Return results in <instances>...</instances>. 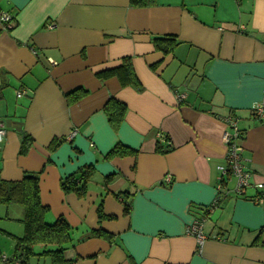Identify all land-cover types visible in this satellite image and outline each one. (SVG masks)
Returning a JSON list of instances; mask_svg holds the SVG:
<instances>
[{
	"label": "crops",
	"instance_id": "1",
	"mask_svg": "<svg viewBox=\"0 0 264 264\" xmlns=\"http://www.w3.org/2000/svg\"><path fill=\"white\" fill-rule=\"evenodd\" d=\"M0 12L13 19L11 29L0 21V182L39 176L45 220L62 216L72 229L66 260L264 264V205L252 201L254 188L208 212L229 117L242 132L252 185L264 184V119L252 114L264 106V0H155L146 8L130 0H0ZM173 39L169 55L156 49V40ZM127 57L140 88L97 77ZM76 90L84 93L70 102ZM110 99L126 105L118 129L105 112ZM25 136L32 143L21 154ZM55 139L63 142L51 151ZM119 144L138 154L107 158ZM157 144L169 152L157 153ZM88 166L95 174L87 195L65 193L62 181ZM24 216L23 207L0 204V264L14 258ZM201 218L207 240L198 249L186 229ZM97 230L110 239L91 236Z\"/></svg>",
	"mask_w": 264,
	"mask_h": 264
},
{
	"label": "trees",
	"instance_id": "2",
	"mask_svg": "<svg viewBox=\"0 0 264 264\" xmlns=\"http://www.w3.org/2000/svg\"><path fill=\"white\" fill-rule=\"evenodd\" d=\"M133 8H146L155 5V0H130ZM177 42L173 40H156L155 47L157 50L169 55L173 52ZM100 80H109L117 78L122 87L140 88V82L134 71L131 58H124L121 64L113 69H108L97 74ZM81 90H76L67 95L70 102L77 101ZM105 112L109 123L114 129L121 125L126 105L110 99L106 106ZM63 140L55 139L51 143L50 150L55 151ZM32 143L29 136L23 137L21 154H25ZM163 150L160 144L156 146V152L165 154L169 152ZM137 151L127 148L123 145H116L107 155V158H123L127 156H136ZM95 174V168L88 166L80 169L78 174L66 177L62 181V189L65 193H73L79 198H84L88 192V184ZM113 179L112 175L105 178L106 184ZM224 200V199H223ZM221 200L218 204L223 201ZM0 204L4 206L19 205L25 210V216L22 221L24 225V235L16 238L15 256L9 263L18 262V264H28L32 257H47L51 264H75V260H66L64 252L69 245L73 243L72 229L64 217H58L53 223L45 220L49 207L43 205L40 197V178L36 174H25L20 181H2L0 182ZM125 214L129 213V204L124 202ZM211 207V206H210ZM209 212V210H208ZM99 219L103 220L102 210H99ZM91 236L102 238L106 237L101 230L93 231ZM109 238V236H107ZM110 239V238H109ZM42 247L40 254L35 252V247Z\"/></svg>",
	"mask_w": 264,
	"mask_h": 264
},
{
	"label": "built area",
	"instance_id": "3",
	"mask_svg": "<svg viewBox=\"0 0 264 264\" xmlns=\"http://www.w3.org/2000/svg\"><path fill=\"white\" fill-rule=\"evenodd\" d=\"M0 21L5 25L6 28L11 29L13 27V19L2 12H0ZM24 95V92H18V98H21ZM182 100V97L179 98V101ZM253 117L262 120L264 119V106L255 105L252 108ZM229 132H226L224 135V141L227 145V156L226 162L224 165L219 167L221 173L220 185L218 186V194L214 203L209 207V212H213L217 208V204L226 199L230 193H233L237 197H242L244 192L249 188H254L257 191V196L252 199V201L258 205H264V184L259 183L252 185L251 183V174L248 172L243 164L242 154L244 152L242 141V132L237 126V120L234 117H229L225 120ZM6 137V131L3 126L2 121L0 120V145L3 144ZM166 181L171 182V178L167 177ZM234 181L233 190H229L227 185ZM206 223V218L194 220L186 229V235L194 237L198 249H201L207 237L204 232ZM9 264H18V262L9 263Z\"/></svg>",
	"mask_w": 264,
	"mask_h": 264
},
{
	"label": "bare ground",
	"instance_id": "4",
	"mask_svg": "<svg viewBox=\"0 0 264 264\" xmlns=\"http://www.w3.org/2000/svg\"><path fill=\"white\" fill-rule=\"evenodd\" d=\"M181 97V96H180ZM184 100V99H183ZM182 101V100H181ZM244 135V134H243Z\"/></svg>",
	"mask_w": 264,
	"mask_h": 264
}]
</instances>
